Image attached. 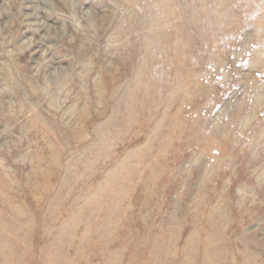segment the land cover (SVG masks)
Listing matches in <instances>:
<instances>
[{
  "label": "rangeland",
  "instance_id": "obj_1",
  "mask_svg": "<svg viewBox=\"0 0 264 264\" xmlns=\"http://www.w3.org/2000/svg\"><path fill=\"white\" fill-rule=\"evenodd\" d=\"M0 264H264V0H0Z\"/></svg>",
  "mask_w": 264,
  "mask_h": 264
}]
</instances>
